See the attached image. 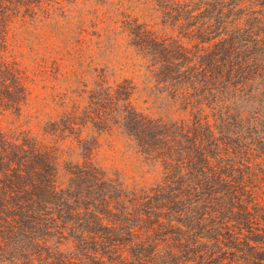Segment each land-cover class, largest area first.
Instances as JSON below:
<instances>
[{
  "label": "trees",
  "instance_id": "16d2710c",
  "mask_svg": "<svg viewBox=\"0 0 264 264\" xmlns=\"http://www.w3.org/2000/svg\"><path fill=\"white\" fill-rule=\"evenodd\" d=\"M76 1L0 0V264H264V0H108L89 13L85 46V30L66 36L55 19ZM138 6L161 28L134 18ZM46 27L57 29L35 33ZM20 31L43 52L31 75ZM117 36L142 89L94 68ZM39 84L60 111L33 136L8 119ZM112 130L152 185L91 162ZM66 142L82 163L62 160Z\"/></svg>",
  "mask_w": 264,
  "mask_h": 264
},
{
  "label": "rangeland",
  "instance_id": "374dc122",
  "mask_svg": "<svg viewBox=\"0 0 264 264\" xmlns=\"http://www.w3.org/2000/svg\"><path fill=\"white\" fill-rule=\"evenodd\" d=\"M108 0H77L76 6L65 5L60 3V7L65 10L66 19L60 17L61 12H58L55 19L58 20V25L60 27H65L61 30L66 36L72 35L74 32H78L79 29L85 30L80 37L82 45H93L96 41L94 36V31L89 26V22L93 19V15L89 14L94 11V9L99 8L101 4ZM137 6V3L136 5ZM142 6H138L137 10L132 14L134 18H139L140 23H147L149 25H154L156 29H160V20L158 16H150L149 11H142ZM69 10V11H68ZM81 17V18H80ZM82 20L79 22V20ZM157 24V25H156ZM55 28H41L38 30V35L47 36ZM26 34L23 31L19 32L17 37V47L15 49V55L17 57V62H19L23 67L28 68L29 74L35 69L34 59H39L43 52L41 48L36 46H31L30 41L25 42ZM51 43L55 45H60L57 35L50 39ZM113 41V40H112ZM64 42V38H63ZM113 44V43H112ZM114 45V44H113ZM119 45L121 48L114 52L106 50L105 55L101 56L98 60H94V68L104 69L106 67V81L109 85L116 82H121L123 79H132L134 83L142 89L143 86L140 84L135 74L132 73L131 69L121 68L120 64L126 63L124 59L125 51L126 56H129L128 49L126 48V42L123 36H117L115 39V45ZM33 48L31 52L30 48ZM92 49V48H90ZM37 52L38 55L37 56ZM50 67V63L47 65ZM92 77H89V82L92 81ZM45 80L50 85L52 82V76L47 70ZM33 87V86H32ZM50 94L49 91H46ZM46 92L41 89V84L35 86L32 90V95L30 99V106L23 109L20 119L17 121L14 117L8 119L9 123H13L15 127L20 131H30L33 136H40L41 128L43 123L47 120V117H54L56 111H60L57 107L50 102L49 99L41 101L42 98L46 97ZM145 99V98H144ZM144 99H140L137 102V106L140 109H146L148 105L142 104ZM154 111V110H153ZM6 124L2 123V127ZM85 136V135H83ZM97 135H93L96 137ZM61 145V146H60ZM96 149L92 152L90 156L91 162H93L102 172L106 174L109 179H116L117 177L124 182V185L129 188H140L142 186H150L154 183L153 174H144L147 171V167L142 163V159L135 153L132 147V143L118 130L106 131L100 136H97ZM58 146L61 152L59 155L62 156V160L72 163H82L83 158L80 157L79 151H73V145L70 143L59 144ZM59 250L63 253L70 252V246H61Z\"/></svg>",
  "mask_w": 264,
  "mask_h": 264
}]
</instances>
